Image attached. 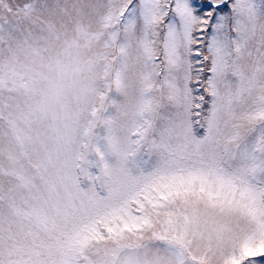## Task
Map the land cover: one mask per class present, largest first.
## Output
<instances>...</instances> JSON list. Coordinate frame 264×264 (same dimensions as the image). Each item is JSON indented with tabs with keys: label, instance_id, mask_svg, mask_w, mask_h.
Here are the masks:
<instances>
[{
	"label": "snow or ice",
	"instance_id": "6c2138e0",
	"mask_svg": "<svg viewBox=\"0 0 264 264\" xmlns=\"http://www.w3.org/2000/svg\"><path fill=\"white\" fill-rule=\"evenodd\" d=\"M0 264H264V0H0Z\"/></svg>",
	"mask_w": 264,
	"mask_h": 264
}]
</instances>
